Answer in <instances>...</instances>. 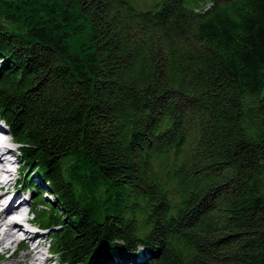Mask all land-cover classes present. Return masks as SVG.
I'll use <instances>...</instances> for the list:
<instances>
[{"label": "trees", "instance_id": "1", "mask_svg": "<svg viewBox=\"0 0 264 264\" xmlns=\"http://www.w3.org/2000/svg\"><path fill=\"white\" fill-rule=\"evenodd\" d=\"M142 1L0 0L33 223L60 264H264V0Z\"/></svg>", "mask_w": 264, "mask_h": 264}, {"label": "bare ground", "instance_id": "2", "mask_svg": "<svg viewBox=\"0 0 264 264\" xmlns=\"http://www.w3.org/2000/svg\"><path fill=\"white\" fill-rule=\"evenodd\" d=\"M0 138V248L3 252H9L19 244L26 250L20 258L12 256L10 264H48L49 258L42 260L44 247L41 242L44 235L34 231L25 213L29 196L12 185L14 165L8 161L12 157L9 151L13 149L4 141L7 135L1 126Z\"/></svg>", "mask_w": 264, "mask_h": 264}, {"label": "rangeland", "instance_id": "3", "mask_svg": "<svg viewBox=\"0 0 264 264\" xmlns=\"http://www.w3.org/2000/svg\"><path fill=\"white\" fill-rule=\"evenodd\" d=\"M138 3L140 6H146L149 1H146V2H143L142 0H138ZM0 126L6 130V127L5 125L2 123V121H0ZM6 139H9V142H8V145L13 149L15 150L16 149V145L15 144H12V142H10V138L7 136ZM17 155V153H16ZM13 158L15 159V155H13ZM21 169H20V168ZM15 172L13 173V177L15 178L14 182H12V185H14L13 187L14 188H17L21 191H24L22 188H21V185H19V181L22 180L23 176L25 174L22 173V167H21V164H16L14 163V168ZM26 192V191H25ZM29 193V199H28V203H27V206L25 208H31L33 207V202L34 200L31 198V192L30 191H27ZM47 196V195H45ZM48 198V196H47ZM50 200V198H48ZM32 218V217H30ZM33 228H34V231H36L37 233H41L42 235H44V241L42 242V246L44 247L43 251H44V255L46 254L47 250L46 248L48 247V243L50 241V232L51 231H48V230H44V229H41L39 228V226H37L36 224L32 223L31 225ZM19 247L21 248L22 246L19 245V244H16L13 246V248L9 251V252H3L2 249L0 248V264H10L9 260L12 259V256L13 258H20L22 257V255L25 254L26 250L22 247L21 249H19ZM18 249V250H17ZM45 259V256H42V260ZM49 263L48 264H59L57 262V258L56 256L54 255H50L49 256ZM36 264H39V263H36Z\"/></svg>", "mask_w": 264, "mask_h": 264}, {"label": "clouds", "instance_id": "4", "mask_svg": "<svg viewBox=\"0 0 264 264\" xmlns=\"http://www.w3.org/2000/svg\"><path fill=\"white\" fill-rule=\"evenodd\" d=\"M0 139H2V138H0Z\"/></svg>", "mask_w": 264, "mask_h": 264}]
</instances>
